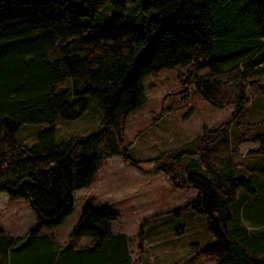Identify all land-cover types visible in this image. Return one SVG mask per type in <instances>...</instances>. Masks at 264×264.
<instances>
[{
    "label": "trees",
    "instance_id": "16d2710c",
    "mask_svg": "<svg viewBox=\"0 0 264 264\" xmlns=\"http://www.w3.org/2000/svg\"><path fill=\"white\" fill-rule=\"evenodd\" d=\"M109 4L118 12L105 18ZM0 0V192L37 213L26 234L0 228V264H135L134 240L112 231L117 213L88 199L69 238L44 227L72 213L74 193L96 178L101 161L122 156L128 116L146 102L144 79L183 67L191 93L229 118L154 158L152 170L190 203L216 241L199 248L215 264H264V0ZM102 20V21H100ZM91 118L95 128L59 139L60 121ZM256 122L242 120L252 108ZM27 124L45 126L36 141ZM18 133L20 134L18 136ZM258 147L240 155L244 141ZM91 242L76 246L75 240Z\"/></svg>",
    "mask_w": 264,
    "mask_h": 264
},
{
    "label": "rangeland",
    "instance_id": "374dc122",
    "mask_svg": "<svg viewBox=\"0 0 264 264\" xmlns=\"http://www.w3.org/2000/svg\"><path fill=\"white\" fill-rule=\"evenodd\" d=\"M141 1L126 0V7L132 9ZM105 6L109 8L103 19L118 12L109 4ZM182 72L184 68L177 66L144 79L146 102L128 116L125 126L126 145L139 162L132 164L118 155L103 159L92 184L74 193L72 213L59 225L44 227V232L69 236L84 203L93 198L96 205L109 204L117 213L112 231L133 238L135 264H215L199 250L216 241V237L206 216L189 206L196 200L198 191L176 188L163 174L152 170L154 158L194 139L205 126L226 121L234 109L233 105L214 106L196 93L183 98L179 90ZM258 103L264 104V96ZM94 109L91 106L82 118L60 121L58 138L83 135L95 128L98 120L91 118ZM257 110L258 107H252L242 120L256 122L261 116ZM44 127L27 124L21 137L33 144ZM256 147L257 142L244 141L239 148L240 155ZM37 221V213L25 199H12L6 192H0V228L23 235Z\"/></svg>",
    "mask_w": 264,
    "mask_h": 264
},
{
    "label": "crops",
    "instance_id": "0c3cea01",
    "mask_svg": "<svg viewBox=\"0 0 264 264\" xmlns=\"http://www.w3.org/2000/svg\"><path fill=\"white\" fill-rule=\"evenodd\" d=\"M4 232L9 233L6 230H4ZM50 234L53 235L59 243H64L69 238V236L58 237L56 234H53V233H50ZM90 242H91V239L88 237H80L79 239L75 240L76 246H85V245L89 244Z\"/></svg>",
    "mask_w": 264,
    "mask_h": 264
}]
</instances>
